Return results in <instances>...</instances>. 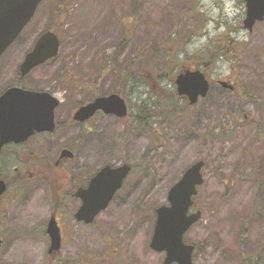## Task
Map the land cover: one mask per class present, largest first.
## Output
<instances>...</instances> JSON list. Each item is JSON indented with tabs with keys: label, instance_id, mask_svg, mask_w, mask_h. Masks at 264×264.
<instances>
[{
	"label": "rangeland",
	"instance_id": "rangeland-1",
	"mask_svg": "<svg viewBox=\"0 0 264 264\" xmlns=\"http://www.w3.org/2000/svg\"><path fill=\"white\" fill-rule=\"evenodd\" d=\"M245 11L244 0L40 4L0 60V94L21 82L60 99L58 128L47 138L37 136L31 145L48 160L63 145L74 148L78 158L65 169L72 171L73 179L80 176L77 183L106 164L127 163L133 170L111 207L94 223H78L73 216L63 220L68 235L53 259L45 235L53 206L48 179L15 181L0 204V264H69L60 258L73 264H105L100 259L110 257L113 249L117 257L110 262L124 259L131 264L149 250L156 209L168 204L171 187L200 160L206 162V179L195 201L202 217L186 233L197 246V264H249L244 258L264 264V21L248 32L243 27ZM48 30L60 38L58 55L21 77L25 54ZM177 60L184 68L208 62L212 89L182 112L167 114L154 128L133 120L137 109H130L129 102L126 119L99 114L82 126L69 117L63 122L79 104L120 92L125 74L148 80L130 84L133 103H166L176 88L168 77L178 71ZM153 76L162 78L161 83ZM219 80L236 84L237 93L221 87ZM242 92L247 96L240 100ZM255 120L261 121L260 127ZM24 164L23 157L20 161L17 155L1 154L0 175L13 178L16 167L24 172L29 167ZM69 203L73 210L78 205L74 198Z\"/></svg>",
	"mask_w": 264,
	"mask_h": 264
},
{
	"label": "water",
	"instance_id": "water-1",
	"mask_svg": "<svg viewBox=\"0 0 264 264\" xmlns=\"http://www.w3.org/2000/svg\"><path fill=\"white\" fill-rule=\"evenodd\" d=\"M43 0H0V57L12 45L27 24L33 19ZM246 15L244 28L252 31L257 22L264 20V0H244ZM60 39L48 30L36 41L33 49L21 64V75L26 76L35 67L58 55ZM175 83L180 95L187 97L191 104L206 97L211 85L206 74L200 69H188L178 74ZM223 87L234 89L227 81L219 82ZM60 104L57 96L47 90L26 89L20 86L8 88L0 96V147L6 143H21L36 132L54 131L56 129L55 110ZM103 111L125 117L128 106L119 93L96 97L82 105L74 114V119L84 122ZM73 157L72 151L64 149L61 157ZM205 161L200 160L191 165L169 190L167 205L157 209V222L152 239V247L167 252L166 264L177 261L179 264H192L194 245L184 242V234L202 217V211L190 212L194 205V196L198 187L205 182L203 169ZM132 166L105 165L90 181L87 188L79 189L77 195L83 205L77 212L78 220L91 223L112 200L116 191L122 187ZM7 189V183L0 179V199ZM51 237L50 252L58 251L62 245L60 228L53 218L48 224ZM0 239V248L2 246Z\"/></svg>",
	"mask_w": 264,
	"mask_h": 264
},
{
	"label": "flooded vegetation",
	"instance_id": "flooded-vegetation-1",
	"mask_svg": "<svg viewBox=\"0 0 264 264\" xmlns=\"http://www.w3.org/2000/svg\"><path fill=\"white\" fill-rule=\"evenodd\" d=\"M17 40H18V38L16 39V41ZM17 85H18V83H17ZM4 91L0 95H2L4 93ZM231 91H234V92L238 91V87L236 84H234V90H231ZM99 114L102 116L105 115L103 112L99 111L90 120L85 121L83 123L74 120L73 115H71V117H70V114H69V116L68 115L63 116L64 117L63 122L66 123L68 121V117H69V119L71 118V120L73 121V123L75 125L82 126L83 124H86L88 122L93 121V119H95V117ZM111 116H115V115H111ZM115 117L118 118L117 116H115ZM55 120H56V129H57L59 124L57 122L56 115H55ZM47 134H50V132L44 131V132H40V133H35L31 137H29L28 140L25 142H21V143L10 142V143H6L0 147V155L1 154L7 155V152H8L9 154H14L15 156L17 155L20 158V161L22 160V157H23L24 162H25L24 165L29 166L26 168L25 172L22 170V168L20 169L19 167H16L15 168V175L13 178H10L9 176H4L3 174L0 175L1 176L0 179L4 180L7 183V189L4 192V194L1 196L0 204H2L4 202L5 197L8 195L9 187L13 183H15V181H18V179H25V178H30V179L42 178L45 180L48 179V185L50 184V186L48 188V194L53 200V206H52V212L50 213L51 214L50 218L46 223L45 235L47 236V239L49 241V247H50L51 237L48 233V224H49L50 220H52L54 218L57 221L58 226L60 228V233H61V238H62V248H63L64 241H65L68 233L63 228L64 226H63L62 222L64 219H69L70 217L73 216L72 218H74V220L77 221L78 223L86 224L84 221H82V220L80 221L77 218V212L81 208V206L83 205V200L80 196L77 195V192L79 191V189L87 188L90 181L93 179V177H95V175L99 172L100 169L96 170L94 173L92 172L89 176H83L82 175L80 182L77 183L76 180L79 179L80 176H78V177L76 176L73 179V177L71 176L72 171L65 169L67 162L75 161L78 158V155L75 152L74 148L63 145L56 151L54 158L49 159V160L45 156H43L42 154L39 155L38 153H36L34 151L33 146L31 145L33 139L36 138L37 136L46 137L45 135H47ZM10 147H15V149H9V151H8V148H10ZM18 147H19V149H17ZM64 149L72 150L73 151V157H68V156L61 157L62 151ZM33 168H35L37 170L36 174L33 172ZM46 177H47V179H46ZM129 177L130 176H127L124 179V183H123L122 187L114 194V197L112 198V200L110 201V203L108 204L106 209L101 211L96 216L95 220L99 216L101 217V215H103L105 212L108 211L109 207H111L112 203L115 201V198L118 196L119 192L123 189L125 182ZM72 187H73V189L69 190V188H72ZM72 198H74L78 201V205L76 206V208L74 210L71 209V205L69 203L70 199H72ZM196 208L197 207H195L194 210H196ZM156 218H157V213H156ZM155 225H156V223L154 224L153 233L151 234L150 240L148 243L149 250L146 251L147 253L145 252L144 254H142L141 257L138 258L137 260H135V259L131 260L132 261L131 264H166L167 252L165 250L160 251V250L152 248V238L154 235ZM184 241L187 244L194 245V247H195L194 252H195L196 247H197L196 244L193 243L192 240L187 239L186 235H185ZM194 252L192 254V264H197V259L194 257ZM48 253H49V256L51 257V259H53V258H56L55 256H57L59 254V251L50 252V250L48 249ZM114 257H117V250L116 249H113L111 251L110 257H108L106 259H100V261H104L105 264H127V261H125L124 259H120V260H116L114 262H110L112 260V258H114ZM128 257L129 256L127 255L126 260H129ZM133 257H135V256L133 255ZM170 264H179V263L177 261H175V262H172Z\"/></svg>",
	"mask_w": 264,
	"mask_h": 264
},
{
	"label": "trees",
	"instance_id": "trees-1",
	"mask_svg": "<svg viewBox=\"0 0 264 264\" xmlns=\"http://www.w3.org/2000/svg\"><path fill=\"white\" fill-rule=\"evenodd\" d=\"M180 52L183 53V50ZM222 53H224V52H222ZM207 63L208 62L198 64L195 66V68H203V70L207 71V69H208ZM176 69H178V71L176 73L170 74L168 79L174 80V77H176L178 73L182 72L186 68H184L183 65L180 64L179 60H177ZM162 77H165V74ZM121 79L123 82V86L121 87V90L119 93L122 96H124V98L127 100V102H129L130 109H133V108L137 109V113L133 116V120L136 121L137 124L141 127L154 128V125L161 122L167 114L172 113V112H182V110H184L186 106L190 105L188 100L184 96H181L178 94L176 88L173 90V92H171L172 96H171V98L169 97L170 100L166 99V103H161V101L156 100V99L152 102V105L149 107L146 105L147 104L146 101H143L142 103H138V102L133 103L130 100V98L128 97V92L130 91V87H129L130 84H132L131 86L133 87L137 82H140V81L147 82L148 80L146 79V77H142V76L139 77L138 74L135 75L134 77H131L130 75L125 74L122 76ZM153 79L155 81H157L158 83L159 82L161 83L162 78H160L158 76H153ZM20 85H22L21 82H20ZM235 93H237V91ZM238 96H239L240 100H243L247 96V93L242 92V93H239ZM182 102H183L184 107L181 106ZM255 124L258 127H260L261 121L255 120ZM59 260L63 261L64 263H69V264L74 263L71 261L66 262L65 260H62L61 258ZM244 260L249 264H255V262H252L251 260H249L247 258H244Z\"/></svg>",
	"mask_w": 264,
	"mask_h": 264
}]
</instances>
